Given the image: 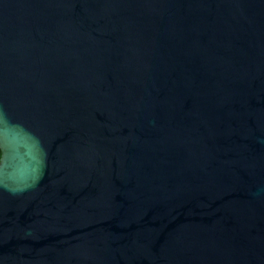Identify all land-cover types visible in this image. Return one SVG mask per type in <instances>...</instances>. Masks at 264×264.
<instances>
[{"label": "water", "instance_id": "obj_1", "mask_svg": "<svg viewBox=\"0 0 264 264\" xmlns=\"http://www.w3.org/2000/svg\"><path fill=\"white\" fill-rule=\"evenodd\" d=\"M0 264H264V0H0Z\"/></svg>", "mask_w": 264, "mask_h": 264}, {"label": "trees", "instance_id": "obj_2", "mask_svg": "<svg viewBox=\"0 0 264 264\" xmlns=\"http://www.w3.org/2000/svg\"><path fill=\"white\" fill-rule=\"evenodd\" d=\"M0 158H1V150H0Z\"/></svg>", "mask_w": 264, "mask_h": 264}]
</instances>
